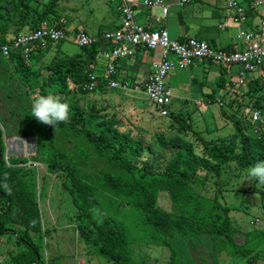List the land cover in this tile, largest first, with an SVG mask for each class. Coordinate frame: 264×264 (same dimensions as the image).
<instances>
[{"label":"trees","instance_id":"16d2710c","mask_svg":"<svg viewBox=\"0 0 264 264\" xmlns=\"http://www.w3.org/2000/svg\"><path fill=\"white\" fill-rule=\"evenodd\" d=\"M63 1L0 0V238L4 245L5 238L10 241L15 235V248L23 247L7 252L5 264H51L43 243L48 245V238L64 227L76 228L88 256H100L109 264H143L133 256L136 244L171 249L174 260L178 242L203 235L221 238L228 254L258 264L264 231L248 227L244 240L233 237L241 229L232 217L233 206L223 199L229 188L222 184L226 178L230 184L240 181L250 167L264 161V136L260 124L251 121L255 112L264 118V72L243 81L242 94L218 81L226 90L220 103L209 94L207 105L220 104L222 116L235 129L232 137L206 139L194 128L191 112L185 115L172 105L170 123L195 139H168L162 130L156 135L160 147L155 148L136 122L132 125L139 134L123 131L127 125L109 106L92 104L85 109L70 99L72 93H104L112 79L129 83V89L136 86V77L119 66L110 80L106 70L96 76L98 46L72 56L60 51L48 63L37 59L40 52L67 42L38 45L31 64L22 49L14 47L17 37L33 34L44 24L71 33L58 16ZM254 1L244 0L247 13ZM4 47L11 50L8 58ZM229 70L221 68V75ZM96 81L93 91L86 89ZM69 82L75 85L73 92ZM29 86L34 97L48 95L52 88V95L69 105V119L56 127L38 122L31 116L32 101L25 99ZM5 136L34 139L37 154L7 159ZM256 185L257 181L249 189ZM260 186L264 210V185Z\"/></svg>","mask_w":264,"mask_h":264},{"label":"rangeland","instance_id":"374dc122","mask_svg":"<svg viewBox=\"0 0 264 264\" xmlns=\"http://www.w3.org/2000/svg\"><path fill=\"white\" fill-rule=\"evenodd\" d=\"M209 1L211 2V0ZM213 1L219 2L223 5L221 6V10L226 9L227 3L225 0ZM105 3L106 2L103 0H65L58 8V16H60V21L63 22L65 29L69 30L73 28L70 32L71 34H74L77 31L75 29H78V24L82 21H85L89 27L91 24L94 25L96 20L103 22V20H105L104 18L108 16V12L113 10L117 12L116 9L112 8L111 4L107 6ZM200 5L201 4L198 6ZM113 6L115 5L113 4ZM193 6H195V4L190 7ZM211 10V7L206 5L201 15L202 19L206 20L209 18L210 20H213L210 14ZM227 19L230 25L228 34L232 38L228 45H234L232 47H235L238 42L241 43L239 39L237 42L239 26L234 23L230 14H228ZM262 22L263 20L258 18L257 24L259 25L260 23L261 26ZM90 29L91 28H88V32H90ZM79 31L84 30L79 29ZM223 47H225V45H223ZM48 48L50 52L44 57H38L37 59L49 63L53 60L55 54L60 51L71 56L82 52V49L77 44L69 42L63 45L54 44ZM35 62L36 61H34V63ZM106 65L107 63L104 59L98 61L94 68L96 76H102L104 74ZM188 70L185 71L189 72ZM241 70V66H233L224 74V76H222L219 67L211 66V68L207 70L208 72L206 71L207 73H197L196 77L198 80L197 82H194V85L200 86V88L204 86L205 91L212 90L210 94H213L214 98L216 97L218 100H224L226 90H224L223 87H218L217 82L222 80L226 84L227 90L242 94L246 91V82L241 81ZM259 73L260 72H257L254 76H258ZM169 78L167 79L166 84L169 83ZM175 79L178 80L179 78L175 77ZM31 82L33 83V81ZM145 83L141 82V85H139L140 89L138 90L136 89V86L133 89H123L120 87L113 90L109 88L106 89L104 93H94L87 96L81 94L76 96L72 93L70 99L73 97L74 100L85 109L92 104L109 106L111 112L117 113L119 118H121L127 125L123 131L133 129L135 135L139 134L138 128L132 125V122H136L137 125L147 133L149 143L155 148L160 147L156 135L161 133L162 130V132L165 131V136L168 139L180 135L186 140H194L195 136L193 133L187 134L184 131L180 132L177 129L179 126L178 124L172 125L169 117H161L155 104L151 102L148 95L143 90ZM69 84L71 91L73 92L75 85L72 82H69ZM62 86L63 84L61 83L58 89H62ZM49 90V93L53 94L52 88H49ZM172 91L178 98V102L176 103L175 101L173 104V109H181L184 111L185 115H187L188 112H191L193 126L197 131L202 133L203 137L206 139H219L222 137L229 138L233 136L235 129L232 123L222 116V108L220 107V104L207 105L206 103H203V105L198 106L195 99L192 101L185 100V102L181 104L182 98L180 97L189 99L190 95L185 96L182 92L179 93L176 88H172ZM34 96V90L29 86L25 99L32 101L35 98ZM5 144L7 159L11 157L31 158L37 154L36 141L34 139L5 136ZM32 165L37 166L41 171L45 172L47 170L43 165L29 164V166ZM254 182L255 180H250L246 173L245 177L240 181L236 180L233 184H230V181L226 178L222 184H225V186L227 185V188H229V191L224 193L223 199L233 206L234 210L232 212V217L237 222V228L241 229V231H237L233 236L238 240L245 239L244 231H246L248 227H254L264 231V210L261 207L259 193L261 186L256 185L255 190L249 189L250 186H253ZM197 189L200 190L201 187H198ZM10 237L9 238L12 241L5 238L4 240H6V242L4 245L3 239L0 238V264H5L7 262L6 259L8 255H6V253L16 251L17 248H15L14 244H19L15 235L11 234ZM35 238L38 240L39 236L35 235L34 239ZM48 243V245L43 243L44 256L51 264H109L100 256L90 257L86 254L84 245L78 240L75 227L59 228L53 238H48ZM225 246V241L221 238H213L208 235H203L196 238L193 242H178L175 245L177 255L174 260L172 258V251L168 248L136 244L133 245L132 252L134 258L143 264H247L245 259L234 254H228ZM22 248L23 247L21 246L18 249ZM258 264H264V253H260Z\"/></svg>","mask_w":264,"mask_h":264},{"label":"built area","instance_id":"2783aa9c","mask_svg":"<svg viewBox=\"0 0 264 264\" xmlns=\"http://www.w3.org/2000/svg\"><path fill=\"white\" fill-rule=\"evenodd\" d=\"M114 1L121 19V26L112 33L99 38L90 36L85 31L71 34L57 29L53 25L44 24L40 30L33 34L17 37L14 40V47L22 49L26 61L31 64V53L33 48L38 45L45 46L46 43L64 41L75 43L81 49L98 46L96 58L107 61L105 78L108 80L122 62L147 52L152 56L153 61L143 90L155 104L162 117L169 116V108L175 102L174 95L166 84L167 79L175 70L185 71L196 63H205L220 69L241 66V81L254 77L257 72H264L262 70L264 68V25L261 34L242 30L239 33V39L243 44L242 48L229 51L215 48L208 42L196 38H188L183 41L174 40L167 28L152 30L142 24L134 9L133 0ZM226 1L229 8L236 12V21L240 22L244 19L247 13L246 8L240 6L238 0ZM193 2L194 0H179L178 4L180 7H185ZM143 4L147 8L162 9L164 18L169 13L165 0H144ZM261 4H264V0H256L252 8ZM159 22L162 21L159 20ZM3 52L7 58L11 54L9 47H4ZM97 84L96 81L86 86V89L93 91ZM109 87L129 89L130 84L122 85L112 79L109 82ZM136 89H140V86H137ZM218 102L220 103V100ZM251 119L252 123L260 124L264 136V118L261 113L255 112Z\"/></svg>","mask_w":264,"mask_h":264},{"label":"crops","instance_id":"0c3cea01","mask_svg":"<svg viewBox=\"0 0 264 264\" xmlns=\"http://www.w3.org/2000/svg\"><path fill=\"white\" fill-rule=\"evenodd\" d=\"M103 1L106 2L105 5L109 6V4H111L112 8L116 9L115 7L116 3L114 0H103ZM143 1L144 0H133L134 9L139 17L140 22L144 24L147 28L152 30L167 28L170 31L172 39L174 40L183 41L188 38H196L208 42L210 45L218 49L233 51L242 48L243 46L242 42L241 43L238 42L239 33L243 30V31L261 34L264 25V4H261L258 7H253L250 13H246L244 19L238 22L236 21L237 18L236 14L232 10H230L228 4H226L227 10L222 9L223 10L222 11L221 6L223 5L213 0H211V2L209 0H194L193 3L186 5L185 7L179 6L178 4L179 0H165L169 8V13L165 18L162 9L147 8L146 6H144ZM238 2L243 4L244 0H238ZM113 4L115 6H113ZM193 4H195V6L190 7ZM199 4L201 5L198 6ZM206 5H208L212 9L210 14L213 20H210L209 18H207L206 20L202 19L201 15ZM242 7L246 8L244 4ZM228 14H230V17L233 18L234 23L239 26V33L237 36L238 43L235 47H232L234 45H228L232 40L231 36L228 34V30L230 29V25L227 21ZM258 18H261L263 20L261 26L260 23L259 25L257 24ZM104 19L105 20H103V22L96 20L95 24L94 25L91 24V26L89 27L85 21H82L80 24H78V29L75 30H77L76 32H79V29H83L90 36L100 38L105 34L112 33L118 30L121 26L120 16L118 15V12H115L114 10L108 12V16ZM159 20L162 22H159ZM88 28H91L89 30L90 32H88ZM72 29L73 28H71L70 30ZM223 45H225L226 48L223 47ZM48 47L44 48L40 52V54L38 55L39 58L44 57L45 55L48 54V52H50ZM152 61H153L152 56L146 52L134 59L129 60L125 64V66H124V62H122L119 65V67L121 71L124 70L123 72L128 73L127 75L133 77L135 76L136 77L135 85L139 86L141 85V82L145 83L147 81V77L150 71ZM105 62L107 63L106 60ZM210 68L211 66H209L208 64L196 63L188 70L189 72L175 70L172 72L169 78L170 81L167 84V86L168 88L171 89V91L172 88H176L179 93L182 92L185 96L190 95L189 99L180 97L182 98L181 104H183L185 100L192 101L194 99L197 101L196 104L198 106L200 104L203 105V103L208 104L207 100L210 99L209 94L212 90L205 91L204 86L200 88V86L197 85L195 86L194 82H197L198 80V78L196 77L197 73H207L208 72L207 70ZM241 73L242 72H240V75ZM175 77H178L179 79L176 80ZM172 93L174 95L173 91ZM174 99L177 103L178 98L175 95H174Z\"/></svg>","mask_w":264,"mask_h":264},{"label":"clouds","instance_id":"9594fccd","mask_svg":"<svg viewBox=\"0 0 264 264\" xmlns=\"http://www.w3.org/2000/svg\"><path fill=\"white\" fill-rule=\"evenodd\" d=\"M31 116L38 122L54 126L69 119V105L62 102L59 97L52 94L40 95L35 97L31 103ZM250 180H255L259 185H264V161H258L247 170ZM5 190L11 192V189L4 185Z\"/></svg>","mask_w":264,"mask_h":264}]
</instances>
